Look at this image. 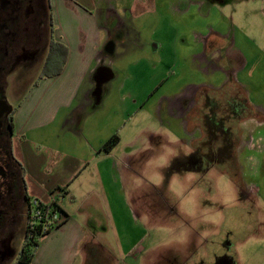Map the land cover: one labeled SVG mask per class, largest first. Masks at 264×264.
<instances>
[{
    "label": "crops",
    "instance_id": "1",
    "mask_svg": "<svg viewBox=\"0 0 264 264\" xmlns=\"http://www.w3.org/2000/svg\"><path fill=\"white\" fill-rule=\"evenodd\" d=\"M222 2L50 0L48 45H62L64 53L13 109L7 105L27 195L58 202L68 215L41 239L30 264H98L105 254L100 240L113 231L124 253L140 245L146 230L124 187L144 142L163 138L162 128L170 134L187 129L186 115L199 89H217L210 80L221 75L222 87L235 75L228 58L245 56L222 33L227 18ZM116 56L130 60L121 75L114 70ZM116 77H122L118 85ZM254 108L264 114V107ZM115 134L127 138L119 140L124 147L118 149L120 142L110 152L100 151ZM139 138H147L141 147ZM96 209L110 214L113 227L101 230Z\"/></svg>",
    "mask_w": 264,
    "mask_h": 264
},
{
    "label": "rangeland",
    "instance_id": "2",
    "mask_svg": "<svg viewBox=\"0 0 264 264\" xmlns=\"http://www.w3.org/2000/svg\"><path fill=\"white\" fill-rule=\"evenodd\" d=\"M219 1H223L227 17L222 26V33L228 34L225 40L236 43L234 52L238 49L243 55L245 52L243 58L236 55L228 58L229 68L235 70V75L230 77L244 88L253 107H264V0ZM46 44L26 50L12 64V71L0 87L1 97L11 109L38 80L48 54ZM114 61L116 73H125L130 60L116 56ZM172 71L176 73L178 68ZM143 78L146 84L151 83V76ZM121 79L116 77L115 84ZM222 79L223 75L210 80L217 90L197 92L186 115L187 129L182 126L176 134H170L162 128L163 138H149L148 143L144 142L143 155L135 160L133 170L128 171L124 191L146 236L132 254L124 253L114 231L104 236L100 241L105 246L102 249L105 254H101L98 264H217L219 260L222 264L228 256L234 258L235 264H264V120H260V114L236 91L219 94ZM227 82L223 85L226 88L230 85ZM152 101V98L148 101L149 105ZM191 102L186 101L185 108ZM203 113L235 134L237 168L240 166L243 172L240 181L243 179L249 184L247 190L242 192L231 176L222 172L233 171L235 166L231 160L208 168L204 167L206 163L192 164L191 155L196 144L199 146L197 141L203 140V124L199 121ZM151 124L160 126L152 118ZM145 139L139 138V147ZM123 147L121 142L118 149ZM218 155L221 161L223 154ZM247 192L250 196L257 194L243 196ZM94 220L101 221V230L113 227L108 212L97 210ZM26 221L27 206L11 218L0 235V264H18ZM82 257L79 256V261ZM94 259H98L96 255L90 258Z\"/></svg>",
    "mask_w": 264,
    "mask_h": 264
},
{
    "label": "flooded vegetation",
    "instance_id": "3",
    "mask_svg": "<svg viewBox=\"0 0 264 264\" xmlns=\"http://www.w3.org/2000/svg\"><path fill=\"white\" fill-rule=\"evenodd\" d=\"M51 23L50 0H0V87L6 80V76L12 71V64H15L17 58L22 56L26 50L29 51V49L32 50L47 43L46 46L49 47L50 52L51 42L49 45L48 42ZM12 118V110L7 108L4 98L0 95V235L6 230L13 216H18L26 206L31 209L32 198L30 200L26 198L28 195L25 178L22 176L19 161L14 155ZM207 139L209 143L204 149L201 142H199V146L196 144L191 155L193 165L201 164L200 166H203L202 164L206 163L207 166L204 167L208 168L213 164L229 160L234 150L229 146L228 141L225 144L227 138ZM219 153L223 154L221 161L218 160ZM233 162L235 166L233 171L226 170L225 173L231 176L241 191H245L249 184H246L243 179L240 181L243 172H241L240 166L237 168L236 154ZM256 194L255 192L250 196L251 194L247 192L243 196L254 197ZM229 237L227 235L228 239ZM227 244L228 247L231 246L228 241ZM228 257L222 264H227V261L229 264H235L234 258Z\"/></svg>",
    "mask_w": 264,
    "mask_h": 264
},
{
    "label": "trees",
    "instance_id": "4",
    "mask_svg": "<svg viewBox=\"0 0 264 264\" xmlns=\"http://www.w3.org/2000/svg\"><path fill=\"white\" fill-rule=\"evenodd\" d=\"M50 52L48 54V57L46 59V62L44 64V67L42 69L41 72V76H46V75H50L51 70L53 67H56L59 65L58 62V53H64V46H60V45H56V43H54L53 41L51 42V46H50ZM63 47V49H62ZM230 83L228 88H231L230 91H226V85L221 87V89H219V91L221 93L219 94H224L225 92H233L236 91L235 93L239 94L240 97H242V99L248 103L249 107H250V102L248 100V96L246 95V92L244 91V88L242 86H240L236 80L233 77H230V79L228 80L227 84ZM226 88V89H228ZM210 90L211 92L213 90H217V89H210L208 87H202L199 90ZM225 90V91H223ZM218 95V94H217ZM219 96V95H218ZM250 108L255 109L252 105ZM257 111V110H255ZM257 114H260V120H264V114L257 111ZM202 121L199 120L200 122H202L203 124V130H204V134H203V140H198V142H201V146L206 148L207 144L209 143V140L207 138H227L225 144H227V141L229 143L230 147H233L234 153L231 154L229 160H231L232 162L235 159V147L237 145L238 140L235 138V134L232 132L231 129H226L223 125H221V123L216 122L211 120V116H207V114L203 113V116L201 117ZM196 120L195 118L191 119V123H193V121ZM188 122V119H187ZM202 139V138H201ZM120 138L117 134L113 135L111 138H109L107 140V142L102 146V148L100 149V151H105V152H110L119 142ZM203 148V149H204ZM20 168H21V172H22V176L24 177V168L21 165V163L19 162ZM226 170H224L225 172ZM235 177V175H233ZM26 184V183H25ZM27 200H30V197L26 196ZM40 201V200H39ZM56 202L52 203V204H46L42 201H40L41 205L44 206H48V205H54ZM61 211L66 215V218L68 217V215L64 212V210L61 208ZM34 222V218L31 216V209L29 207H27V221H26V225L24 228L25 231V241L22 247V250L20 251L19 255H18V264H30L31 260L33 259L35 252L37 250V247L40 244L41 239L48 234L49 232H47L46 234L42 235L40 234V229H41V225L35 224Z\"/></svg>",
    "mask_w": 264,
    "mask_h": 264
},
{
    "label": "built area",
    "instance_id": "5",
    "mask_svg": "<svg viewBox=\"0 0 264 264\" xmlns=\"http://www.w3.org/2000/svg\"><path fill=\"white\" fill-rule=\"evenodd\" d=\"M31 216L35 224L41 225L40 234L44 235L53 228L65 221L66 215L61 211V205L56 202L54 205L44 206L38 199H31Z\"/></svg>",
    "mask_w": 264,
    "mask_h": 264
},
{
    "label": "water",
    "instance_id": "6",
    "mask_svg": "<svg viewBox=\"0 0 264 264\" xmlns=\"http://www.w3.org/2000/svg\"><path fill=\"white\" fill-rule=\"evenodd\" d=\"M100 86H101V84L99 83V84H98V87H100Z\"/></svg>",
    "mask_w": 264,
    "mask_h": 264
}]
</instances>
